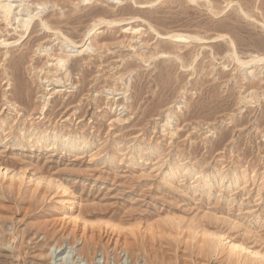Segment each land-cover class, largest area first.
<instances>
[{
    "label": "rangeland",
    "instance_id": "374dc122",
    "mask_svg": "<svg viewBox=\"0 0 264 264\" xmlns=\"http://www.w3.org/2000/svg\"><path fill=\"white\" fill-rule=\"evenodd\" d=\"M7 2L0 264H264L198 244L264 254V0ZM63 188L132 253L80 256Z\"/></svg>",
    "mask_w": 264,
    "mask_h": 264
},
{
    "label": "bare ground",
    "instance_id": "6f19581e",
    "mask_svg": "<svg viewBox=\"0 0 264 264\" xmlns=\"http://www.w3.org/2000/svg\"><path fill=\"white\" fill-rule=\"evenodd\" d=\"M8 0H0V14L2 15L4 20H11L10 18L13 15V7L10 3L7 2ZM90 2L91 0H86ZM32 17L30 14H28L27 18L21 19V24L27 26L29 24V21ZM98 25V24H96ZM95 25V27H96ZM174 38H177L179 40L177 41H184L187 40L188 37H184L182 35H175ZM76 50V49H75ZM78 54H83L85 52L84 49L79 48L76 51ZM264 58L256 57L253 58L251 61L253 63L263 61ZM240 62V60H239ZM241 63V62H240ZM66 64V59L62 56H58L56 59V66L57 67H64ZM58 82V81H57ZM169 119V118H168ZM171 120V119H170ZM170 120H167V123L165 124V127H168L170 125ZM167 129V128H166ZM47 134V133H46ZM37 136V135H36ZM178 169V168H177ZM0 170V174H1ZM6 173V172H5ZM4 173V174H5ZM173 173V172H172ZM171 175V174H170ZM173 175V174H172ZM19 176V175H18ZM226 179V178H225ZM21 183H23V178L20 176ZM206 180V179H205ZM61 199H59V203H65V202H71L72 206L71 208L67 209L66 213H62L60 218L57 220L59 225L62 227V230L65 234L66 239L73 240L72 244L75 248L76 246H81V249L79 251V255L81 254H88L89 256L92 255L94 252H96L97 248L101 247L104 250L109 253V249L112 248L114 252H123L124 254L129 255L132 253V249L135 248L134 243H132L131 238L129 237V234L122 233H114V231L109 230H99L96 231L94 229L89 228L88 222L80 216L78 211V205H77V198L75 196H72L71 194L68 195V189L63 188ZM202 237V236H200ZM207 237V238H206ZM224 240V239H223ZM67 241V240H66ZM81 242L80 245L78 243ZM198 242V241H197ZM198 244H200V249L202 248H208L212 250L213 252H216L220 250L221 248L226 249V254H228L231 258L238 260L241 256H243V253L249 254L251 258H258L262 257L264 260V254L255 252L251 250L248 247H245L239 243L231 242L230 245H224L222 243L221 238L214 237L212 235H209L208 233H204L203 240H201ZM76 245V246H75ZM72 249V247H71ZM58 250L60 252H58ZM63 246L62 244H58L55 247L52 248L51 256L52 254H59L62 253ZM136 251V250H135ZM138 251V250H137ZM122 254V253H120ZM49 264H54L53 262H50Z\"/></svg>",
    "mask_w": 264,
    "mask_h": 264
}]
</instances>
